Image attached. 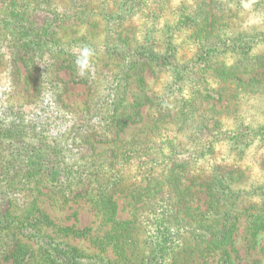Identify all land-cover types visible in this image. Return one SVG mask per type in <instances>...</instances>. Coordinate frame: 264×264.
Returning <instances> with one entry per match:
<instances>
[{
    "label": "rangeland",
    "instance_id": "374dc122",
    "mask_svg": "<svg viewBox=\"0 0 264 264\" xmlns=\"http://www.w3.org/2000/svg\"><path fill=\"white\" fill-rule=\"evenodd\" d=\"M38 65L63 85L56 104L107 119L86 134L54 106L48 121L36 119V140L56 145V160L82 157L72 148L83 146L103 185L74 197L38 187L36 235L103 259L93 264H174L179 218L225 217L233 175L242 203L262 205L264 0H0V109L24 112L39 99ZM255 214L237 222L236 264H264V232L254 239L246 228ZM11 231L0 264L51 263L45 245ZM162 241L174 250L152 252Z\"/></svg>",
    "mask_w": 264,
    "mask_h": 264
},
{
    "label": "trees",
    "instance_id": "16d2710c",
    "mask_svg": "<svg viewBox=\"0 0 264 264\" xmlns=\"http://www.w3.org/2000/svg\"><path fill=\"white\" fill-rule=\"evenodd\" d=\"M24 41L27 40H21V42ZM11 53L14 54L16 51H11ZM152 54H154L153 51ZM31 60L32 66L36 69L35 53ZM38 68L42 82L37 97L39 99L23 102L21 106L25 108L24 112H21V108L18 106L10 113L9 110H13L10 107H7L8 111H6V107L3 110L0 109V238L8 235L7 245L1 250L2 253H7L9 250L8 230L10 229L11 237H14L15 232L11 230L15 227L18 233L28 234L40 246H46L51 259L50 264H93L97 261L102 263L103 259L100 257L80 255L68 243L59 239L36 235V212L32 207L38 187L51 186L58 192H67L68 197H74L76 193L80 192L86 193L103 189L102 184L98 185L95 182L98 176V166L88 163V159L83 154V146L72 148V151L81 150L82 157L73 161H66L64 157L56 160L60 154L50 152L56 149V145L47 146L49 143L45 138L37 137L36 140V119L48 121L49 118L45 114L52 115L53 109L50 107L54 106L59 116L67 117V125L71 130L82 134L87 133L89 122L94 125L102 124L107 119L105 115H96L97 113L94 112L73 116L65 107L56 104L54 97L61 94L63 85L59 84L54 77L48 78L47 68H42L40 65ZM28 125H30V129ZM62 144L64 145L63 142ZM48 152L50 153L48 154ZM47 158L55 160V164L54 161L45 162ZM36 166L40 168L37 171ZM51 175L54 180L53 185H50V181H48L52 178ZM239 176L241 177V175ZM233 178H237L236 175H233V181L229 183L231 188L226 194V199H229L227 200L229 207L225 212V217L219 218L213 215L211 220L202 222L195 219L190 211V215L186 212L179 218V221L184 224L183 231H181L184 238L181 240L180 250L176 249L178 258L174 264H191L192 258L189 255L196 253L204 256L202 262L198 264H209L208 255L215 252L222 256V264H236L232 256V251L236 252L233 245V234L240 215L251 209L256 214L252 217L254 219L249 220L246 227L247 233L251 238L256 239L259 234L264 232V190L260 193L262 205L254 207L253 204H243L241 199L243 189L234 187L235 180ZM38 183L41 185L39 186ZM13 207H16L18 212L12 211ZM178 228L181 226L179 225ZM167 247L174 250V244L165 245L164 242L163 247H155L152 252L161 253Z\"/></svg>",
    "mask_w": 264,
    "mask_h": 264
}]
</instances>
